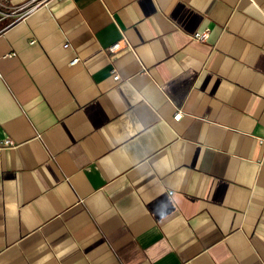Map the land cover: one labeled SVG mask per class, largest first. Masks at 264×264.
<instances>
[{"label": "crops", "instance_id": "0c3cea01", "mask_svg": "<svg viewBox=\"0 0 264 264\" xmlns=\"http://www.w3.org/2000/svg\"><path fill=\"white\" fill-rule=\"evenodd\" d=\"M0 72V264H264V0H51Z\"/></svg>", "mask_w": 264, "mask_h": 264}, {"label": "built area", "instance_id": "2783aa9c", "mask_svg": "<svg viewBox=\"0 0 264 264\" xmlns=\"http://www.w3.org/2000/svg\"><path fill=\"white\" fill-rule=\"evenodd\" d=\"M10 1L11 0H0V15H5L6 17L7 16L8 17H24V16L32 13L33 11L37 10L41 6L46 5L51 0H30L26 3L18 5V6L8 5V3ZM2 8L9 10V12H6V13L3 12ZM192 37L196 41L207 42L209 39V33L207 31L197 32V33H194ZM35 42L36 41H32V43H35ZM124 44H126L125 39H123V40L115 43L111 47H109L108 52L110 54H115L123 48ZM66 47H68V45H66ZM10 56H16V54H12ZM78 62H79V59H75L72 62V64H76ZM112 74H113V79L115 81H120L121 77L117 73L116 70H113ZM2 79H3V75L0 72V80H2ZM182 117H183V113L181 111H178V113L175 115L174 119L176 121H180L182 119ZM14 147H16V143L11 139L0 140V149L14 148Z\"/></svg>", "mask_w": 264, "mask_h": 264}]
</instances>
